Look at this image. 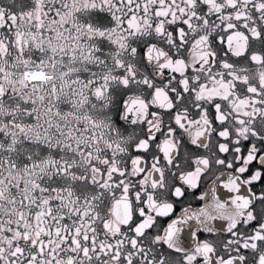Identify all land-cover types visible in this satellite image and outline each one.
Returning <instances> with one entry per match:
<instances>
[{
	"label": "snow or ice",
	"instance_id": "1",
	"mask_svg": "<svg viewBox=\"0 0 264 264\" xmlns=\"http://www.w3.org/2000/svg\"><path fill=\"white\" fill-rule=\"evenodd\" d=\"M0 264H264V0H0Z\"/></svg>",
	"mask_w": 264,
	"mask_h": 264
}]
</instances>
